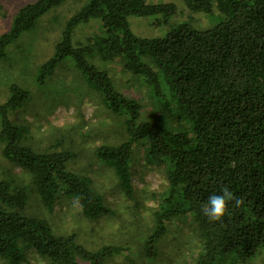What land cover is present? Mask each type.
<instances>
[{"label":"trees","instance_id":"trees-1","mask_svg":"<svg viewBox=\"0 0 264 264\" xmlns=\"http://www.w3.org/2000/svg\"><path fill=\"white\" fill-rule=\"evenodd\" d=\"M64 1L37 0L23 7L10 30L0 35V57ZM182 1L192 13L217 14L221 20L209 29L196 28L193 19L176 21L165 36L141 37L130 26L131 15L153 17L154 24L163 25L176 17L179 6L171 1L89 0L68 21L42 72L53 73L72 58L86 79L87 93L98 95L109 115L122 122L124 139L104 141L95 155L114 173L129 199L136 196L135 145L145 148L148 163L164 166L168 186L153 211L154 227L143 240L142 253L157 247L171 218L190 215L201 243L196 264H217L219 258L234 253L250 258L264 251V0ZM92 18L101 20V32L85 45H73L74 29ZM107 61L119 64L134 83L146 85L153 99H159L155 104L159 116L167 114L171 122L145 119L143 101L118 87L111 69L103 64ZM30 97L26 88L13 85L8 102L0 106L4 155L32 175L35 199L46 211L53 213L58 200L67 197L80 204L85 220L109 214L112 210L93 177L73 169L74 150L63 146L62 139L46 150L36 149L25 140L29 125L9 118V109L24 107ZM174 119L184 123L173 124ZM225 186L243 204L230 203L229 213L211 222L201 209ZM28 200L19 179L0 181L4 264H33L32 253L48 264H103L123 253V246L91 249L79 244L74 232L56 233L47 220L26 213Z\"/></svg>","mask_w":264,"mask_h":264},{"label":"rangeland","instance_id":"rangeland-1","mask_svg":"<svg viewBox=\"0 0 264 264\" xmlns=\"http://www.w3.org/2000/svg\"><path fill=\"white\" fill-rule=\"evenodd\" d=\"M36 1L0 0V35L10 30L15 16L23 7ZM153 1L175 2L179 6V13L163 25L154 24L153 17L131 15L130 26L138 36H165L176 25L174 22L186 19H193L192 24L199 29L212 28L221 20L217 14L192 13L182 0ZM88 2L65 0L44 14L35 28L23 32L7 47L3 57H0V106L8 102L13 85L26 88L31 95L29 102L24 107L9 109V118L15 123L29 125L30 132L26 134L25 140L41 151L51 148L62 139V145L76 153L73 169L83 170L93 177L105 204L112 211L98 220L88 221L80 214V204L67 197L58 200L53 213L46 211L35 199L32 175L7 159L1 138L0 181L19 179L29 195L26 213L44 218L56 233L74 232L79 244L91 249L108 244L123 246L124 249L120 251L122 254L115 253L103 264H196L201 243L196 237L195 222L190 215L187 218H171L168 221L169 230L157 247H151L150 253L141 251L143 240L153 226V211L159 206L168 186L164 166L148 163L145 160V148L135 145L132 173L136 196L135 200L129 199L120 190L114 173L95 155L96 148L104 141L124 139L122 122L109 115L98 95L87 93L86 79L74 67L72 58L68 57L53 73L45 75L42 72L43 66L54 55L57 44L62 40L68 21ZM100 32L101 20L92 18L74 29L72 43L75 46L85 45L88 38ZM103 64L111 69L122 91L143 101L145 119L161 124L171 122L169 115L159 116V111L155 109L159 99H153L146 85L134 83L130 74L117 63L107 61ZM179 122L183 121H172L173 124ZM1 130L0 114V134ZM86 134H89V138H86ZM30 261L33 264H48L37 253L30 255ZM82 263L91 264L87 261ZM0 264H4L2 260ZM217 264H264V251L250 258L237 253L230 254L227 258H219Z\"/></svg>","mask_w":264,"mask_h":264},{"label":"clouds","instance_id":"clouds-1","mask_svg":"<svg viewBox=\"0 0 264 264\" xmlns=\"http://www.w3.org/2000/svg\"><path fill=\"white\" fill-rule=\"evenodd\" d=\"M232 203L235 207L243 204V199L236 198L234 193L227 187H223L219 194L209 196L206 204L203 205L201 211L209 221H220L229 213V204Z\"/></svg>","mask_w":264,"mask_h":264}]
</instances>
